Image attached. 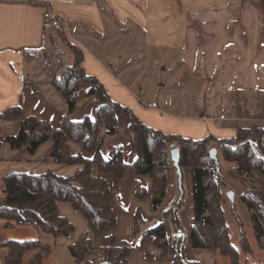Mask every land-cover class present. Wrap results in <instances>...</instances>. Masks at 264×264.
<instances>
[{
    "label": "crops",
    "instance_id": "1",
    "mask_svg": "<svg viewBox=\"0 0 264 264\" xmlns=\"http://www.w3.org/2000/svg\"><path fill=\"white\" fill-rule=\"evenodd\" d=\"M48 10L83 50L86 72L99 78L113 100L131 108L148 126L193 139L209 134L232 138L239 127L264 122V0H0V197L4 195L3 178L9 172L53 169L68 174L74 169L56 161L51 140L33 153L27 147L17 149L4 142L19 132L27 117L59 126L67 113L66 99L51 82L54 74L46 60L38 58L39 51L55 37L49 30L55 28L56 19L46 21ZM72 59L69 56L68 64ZM88 89L81 87L72 114L75 119L96 114L99 104L87 95ZM99 142L105 158L120 150L130 164L120 183L119 199L113 193V175H106L118 218L111 232L118 243L126 240L134 244L132 264H172L173 248L163 255L153 236L140 244L142 234L135 229L139 211L147 223L170 225L163 213L177 197V175L169 172L168 192L159 209L152 211L153 180L149 175L139 176L131 167L137 149L128 119L119 116L116 134L107 133L101 125ZM72 145L75 151L83 149L81 142ZM84 155L93 157L94 152ZM138 180L147 189L144 198L137 195ZM187 181L191 188L190 176ZM188 197L180 211L186 260L192 264H232L230 257L217 249L191 246L189 237L195 222L191 191ZM73 208L72 203L59 202L61 215L74 224L73 218H77L81 229L75 224V232L68 237L42 236L52 249L44 254L41 264L75 261L69 245L89 230V225L84 219V226ZM250 225L252 250L244 251L238 238L240 264H264V237L258 239L252 216ZM11 228L18 232L14 240H28L22 231L35 229L27 224ZM3 229L8 228L0 222V232ZM12 239L0 234V264H5L3 242ZM102 240L103 235L96 237L98 245ZM38 251L27 252L23 264Z\"/></svg>",
    "mask_w": 264,
    "mask_h": 264
},
{
    "label": "trees",
    "instance_id": "2",
    "mask_svg": "<svg viewBox=\"0 0 264 264\" xmlns=\"http://www.w3.org/2000/svg\"><path fill=\"white\" fill-rule=\"evenodd\" d=\"M55 28L63 41L74 52L75 61L67 64L58 75L51 78L52 84L64 96L68 110L59 126L51 124L34 116L21 121L19 132L8 136L4 142L13 148L27 147L32 153L41 144L51 140L54 145L53 155L58 163L82 166L73 174L63 175L48 169L43 172L12 171L3 178L4 195L0 197V219L6 220V225L32 224L38 233H47L59 237H68L75 232V224L61 215L59 202H70L86 219L89 230L79 235L76 241L69 245L77 264H132L129 257L134 244L129 241L117 242V236L111 232L117 226V213L111 204V188L106 175H113V193L120 198V183L130 166L124 159L122 151L107 159L101 152L100 126L104 125L107 133L116 134L119 129V116H125L129 121V129L134 137V147L137 157L132 169L139 175H149L152 180L151 210L157 211L161 206L169 187V172L176 170L178 193L174 203L167 208L163 216L170 219V225L164 222L150 224L142 230L141 224L147 222L137 213L136 233L142 234L139 243L146 238L154 237L155 244L163 249L166 255L170 248L175 252L172 264H192L185 258V241L180 211L186 204L189 192L194 202L195 222L191 229L189 241L194 248L217 249L230 257L232 264H240V253L234 246L228 222L225 220L220 205L222 193L220 184L223 174L219 160L211 157L207 143L211 139H226L230 142L240 141L243 134L256 131L264 136V122H255L247 127H239L238 133L232 138L218 139L209 134L202 139L183 137L179 134H165L160 130L145 124L142 119L128 106L112 99L106 87L96 76L90 75L83 67L84 52L65 33L60 19L55 17ZM83 84L89 85L87 95L98 102L94 117L86 116L75 119L72 114L76 107ZM244 140V139H243ZM71 142H82L87 153L94 152L93 159H87L82 154H74ZM178 143L180 149V176L169 151L170 143ZM1 146V143H0ZM178 148V147H177ZM225 154L229 159L237 161L241 171H258L264 176V148L261 143L240 145L239 150L228 147ZM96 167V168H95ZM94 168L96 173H94ZM187 169L189 172H187ZM191 178V188L185 183V177ZM137 195L144 198L147 189L138 180ZM241 200L247 205L253 219V228L260 241L264 237V188L247 189ZM169 228H172L171 238ZM182 235L178 236V233ZM241 242L244 250L251 251L250 240L241 230ZM103 235L101 245H96V237ZM5 254L6 264H23L27 252L39 250L28 264H41L44 254H48L52 245L45 244L40 236L28 240H7ZM56 244V243H55ZM94 250L102 252V257L88 261L86 255Z\"/></svg>",
    "mask_w": 264,
    "mask_h": 264
},
{
    "label": "rangeland",
    "instance_id": "3",
    "mask_svg": "<svg viewBox=\"0 0 264 264\" xmlns=\"http://www.w3.org/2000/svg\"><path fill=\"white\" fill-rule=\"evenodd\" d=\"M54 26H57V24H55ZM52 29L49 30V34H54L55 37H54V39L49 40L50 42L47 45V48L39 51V53H38L39 57L38 58H42V60H46L47 68L50 69L54 75H58L61 72V70L64 68V66L68 64L69 56H72L74 58V59H72L74 62L75 61V55H74V52L68 47V45L63 41L62 37L57 32V29L56 28H52ZM170 70H172V69H170ZM172 73L173 72H171V74L169 73V75H170L169 78H171ZM83 85L89 87V85H87V84H83ZM218 139L223 140V138H218ZM73 143L74 142H71V148H72V152L74 154H82L87 159H93L94 158V156L90 157V156L84 155V153H87L84 149V146H83L82 151H75L73 149V145H72ZM247 143H249L251 145L252 144L257 145V143H261V145L264 148V136L262 135L260 137V134L256 133V131H255L249 135L247 133L243 134L242 139L240 141L234 140L233 142H230L229 140L225 139L222 142L221 140L211 139L207 143V148H209L210 150L212 148L217 149V157L219 160L221 172L223 174V178H222L223 182L220 184V189H221V193H222V199L220 201V205H221V208L223 211L224 218L228 222L231 237L233 239V244L239 250H240V247H239L238 238L241 237V233H242L241 230H244V232H246L247 236H248V233L250 231H252L251 225H250L251 212H250L249 208L247 207V205L241 200V196H242L243 192L246 191L247 189L264 188V176L258 171H252L249 173L247 171L239 170V166H238L237 161L229 159L228 155L225 154V151H227L226 148H228V147L237 151V150H239L240 145L247 144ZM82 145H83V143H82ZM177 147L179 148L178 143H176V142L170 143L169 144V151H171L172 149L177 148ZM87 154H89V153H87ZM70 166H74V169L71 170L70 173L63 174V175L73 174L82 165L79 164V165H70ZM95 168H94V173H96ZM173 171H174V173H176V170H173ZM187 172H189L188 169H187ZM184 180H185L184 184H187L186 177ZM229 191L234 192V196H235L234 202L231 200V198L228 195ZM178 195H179V193H178ZM73 209H74L75 214L76 213L78 214L77 217L80 216L79 220L81 222H84V226H85L86 225V222L84 220L85 218L82 217L76 211L75 208H73ZM73 219H74L75 224L77 225V228L81 229V223L77 220V218H73ZM0 222H3L4 225L7 226L6 220L0 219ZM150 224L151 223H147L146 225L141 224L142 230H146L147 228H149ZM15 225H19V224L14 223L12 225L7 226L8 229H3L0 232L1 236L5 237V238H11V239L17 237V235H18L17 230L11 228V227H14ZM27 225H32V224H27ZM35 229H24L22 231L23 237L26 239H36V238H39L40 236L44 237L45 235H48L47 233L40 234ZM234 237L236 240H234ZM17 240H19V239H17ZM45 244H47V243H45ZM95 244L98 245L96 242H95ZM7 250H8V247L6 246L5 254H6ZM243 250H244V248H243ZM101 257H102V252L98 251V250H94L93 254L86 255V259L88 261H91V262L95 261ZM24 258H25V256H24ZM129 259H130V257H129ZM4 261H5V256H4ZM5 264H6V262H5ZM59 264H77V263H76V261H72V262L67 261L66 262L65 260H61V262H59ZM81 264H83V263H81Z\"/></svg>",
    "mask_w": 264,
    "mask_h": 264
},
{
    "label": "water",
    "instance_id": "4",
    "mask_svg": "<svg viewBox=\"0 0 264 264\" xmlns=\"http://www.w3.org/2000/svg\"><path fill=\"white\" fill-rule=\"evenodd\" d=\"M210 153H211V157L213 159L217 160V149L216 148H212L210 150ZM171 157H172V159L174 161V164H175V166L177 168V172H178V174L180 176L179 182H180V184H182V170H181V167H180V149L179 148L172 149L171 150ZM228 195L231 198V200L234 202V200H235L234 192L233 191H229ZM177 235L178 236L182 235V232L181 233L179 232ZM185 238H186V235H185V233H183V239L185 240Z\"/></svg>",
    "mask_w": 264,
    "mask_h": 264
},
{
    "label": "built area",
    "instance_id": "5",
    "mask_svg": "<svg viewBox=\"0 0 264 264\" xmlns=\"http://www.w3.org/2000/svg\"><path fill=\"white\" fill-rule=\"evenodd\" d=\"M45 19L47 22L52 23L55 21L54 13L51 10H48L45 14Z\"/></svg>",
    "mask_w": 264,
    "mask_h": 264
}]
</instances>
